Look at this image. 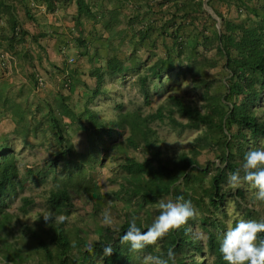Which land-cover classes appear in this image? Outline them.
<instances>
[{
	"label": "trees",
	"instance_id": "16d2710c",
	"mask_svg": "<svg viewBox=\"0 0 264 264\" xmlns=\"http://www.w3.org/2000/svg\"><path fill=\"white\" fill-rule=\"evenodd\" d=\"M34 1L44 3L49 11L56 10L61 3L73 1L76 6L73 26L76 37L72 42L78 53L86 55L91 63L94 58L98 59L87 73L93 80V87H88L81 107L77 109L71 102V94L80 81V72L63 62L59 66L53 65V80H57L56 75L59 76L55 93L27 109L25 126L28 125L29 116L34 117L33 113L45 108V126L51 129L59 146L57 157L64 162V175L57 178L53 174V184L45 192L46 210L65 217L73 209V193L89 192L96 198L100 197L87 171L94 166L99 155L108 154V139L118 131L128 129L125 143L118 142L114 146L141 147L147 156L142 159L124 158L121 164L123 182L116 195L125 194L127 199L138 197L142 207L154 206L164 195L180 196L176 184L181 182L185 195L189 194L199 208V222L207 234L206 242L202 243L192 235L188 222L185 228L170 233L156 246H148L142 252L159 255L158 249L167 258V251L172 249L175 255L179 253L181 256H175V264H227L219 251L225 225L218 219L215 210L220 208L223 200V185L228 173L243 174L245 154L251 149L261 148L259 142L264 140V0H218L233 4L238 16L236 20L228 19L216 11L219 26L217 20L204 11L203 0ZM107 2L112 5H103ZM128 4L133 9L125 16L122 8ZM26 14L30 16L28 11ZM152 14L160 16L153 20ZM83 18L92 21L93 27L98 23L101 27L87 33ZM143 18H147L146 23L142 21ZM0 20L3 21L0 24V47L4 46L14 53L30 36L33 42L46 36L31 35L21 26L15 7L5 0H0ZM122 20H126L128 26L126 33L115 30ZM187 26L191 27L188 32ZM189 38L195 41L192 46L188 45ZM125 44L132 47L129 53L122 49ZM26 57L34 60L33 54L29 53ZM36 57L38 60L41 58ZM152 57L155 59L146 66ZM125 63L131 64L136 73L141 68L146 69L143 75H138L146 104L150 96L148 81L161 79L164 72L175 68H178V74L183 69L190 73L192 86L199 92L200 103L186 100L177 93H169L165 103H161L153 113L143 116L137 111H123L122 103H118L116 116L105 120L88 104L97 95L106 94L105 77H119L123 74ZM38 77L41 76L32 70L30 78L34 86L38 84ZM222 77H226L227 82L223 92L220 83ZM216 82L220 86L213 89ZM9 105L11 112L19 116V105ZM175 114L182 120H178ZM78 120L86 122L88 127L85 128L88 131L87 151L75 149L66 129L68 122ZM154 120L166 121L178 131L201 126L206 129L196 137L188 152L182 151L169 158L162 155L157 144L158 137L150 126ZM215 131L225 138L215 137ZM205 150L212 152L221 164L215 173L208 176L206 183L203 178L208 168L200 166L197 160L200 152ZM194 167L199 168V174L191 176L189 171ZM29 173L30 169L20 173L13 148L7 137L3 136L0 145V254L5 258L25 262L37 257L38 264H96L97 258V264L143 262L140 261V254L131 251L128 244L120 243V237L127 231L131 219H124L118 224L114 231L117 238L112 237V230L108 226L102 228L100 236L92 243L94 254H89L86 248L80 251L82 238L79 231L68 230L63 222L46 223L38 229L27 226L24 235L17 241L10 240L12 231L9 227L14 213L8 208L24 190ZM235 195L252 205L256 214L264 216V202L256 201L253 193L246 198L243 188H236ZM20 202L19 211L28 213L33 200L20 196ZM144 220H136L141 231H146L154 219L147 214ZM261 238L264 239V233ZM108 244L114 247V252L110 257H103L102 248ZM74 249H79L78 255L72 253ZM205 252L211 255V260L207 259Z\"/></svg>",
	"mask_w": 264,
	"mask_h": 264
},
{
	"label": "rangeland",
	"instance_id": "374dc122",
	"mask_svg": "<svg viewBox=\"0 0 264 264\" xmlns=\"http://www.w3.org/2000/svg\"><path fill=\"white\" fill-rule=\"evenodd\" d=\"M202 4L204 11L212 15L217 22L219 21V17L216 15V11H219L228 19H238L235 7L233 4L229 5L227 1L203 0ZM217 26H219V22ZM190 29L191 27L187 26L186 32L190 31ZM118 32H124V29ZM187 42L188 45L192 46L195 41L193 38H189ZM122 49H125V51L129 53L132 47L129 44H125ZM2 51H9L15 58L16 52L14 53L7 50L5 47L2 48L1 52ZM141 56L144 57L145 54ZM154 59L155 57L149 59L146 66L151 64ZM67 60L70 66H79L83 64L79 61L80 56H78L76 52L71 51L67 55ZM183 65H185V62ZM131 66V64L125 63L123 74L119 77H105L104 87L106 88V94L97 95L88 104L90 108L97 111L99 116L105 120L112 119L116 116L118 112L116 105L118 103H122L123 111H137L143 116L153 113L161 103H165V99L169 93H177L186 100H191L198 104L200 103L199 92L192 86L190 73L183 69L182 73L184 74H178V68H175L169 72H164L161 79H150V81H148L150 96L149 103L146 104L138 81V75H143L146 69L141 68V70L136 73V71L132 70ZM86 73L87 72H85L83 76L84 78L80 77V81L76 84L77 88L71 94V102L77 109L83 105L84 100L82 97L87 94L88 87H93V80ZM38 75L44 79V85H37L41 93H43L45 89H48L50 85H55L57 81L51 79V75H47V71L43 72L42 75ZM225 78L226 77H222L220 82L222 83V92L226 90L227 86ZM218 85L219 82L214 83L213 89ZM55 88L57 89L56 85ZM53 94H50V96ZM36 104L37 102L34 104V107ZM42 109L43 110L36 112V114L33 113L34 117L32 115V117L29 116L27 126H18L15 130L10 128L11 126L6 123L8 122L6 119H0V145L3 136H6L13 148L20 173H25L26 169L31 170V173L27 176L28 179L24 190L11 202L8 208L9 211L14 213V217L10 224L11 227H9L12 231L10 240L16 239L17 241L20 236L24 235L23 232H25L24 229L27 226L38 229V227L43 228L46 225L42 216L36 220L37 216L46 210L45 192L47 188L53 184V174L56 175L57 178L64 175V162L61 158L57 157L59 146L54 140L51 129L45 126L43 115L46 110L45 108ZM175 117L178 120H182L177 114H175ZM150 126L156 132L158 137L157 144L160 147L162 155L169 158L178 155L182 151L188 152L195 142L196 137L201 135L206 129V127L201 126L198 129L178 131L168 125L166 121L159 120L150 122ZM85 128H88L86 122L79 120L74 123L68 122L66 126L71 143L75 149L80 152L87 151L89 146L86 137L88 131L87 129L85 130ZM128 134V129L118 131V134H113V138L108 139V154L106 156L99 155L97 162L87 171L89 177L92 179V185H94L100 197L96 198L94 194H90L89 192H87V194L83 192L81 194H72L74 206L71 213L65 216L63 224L70 231H79V236L82 238L79 245L80 251L84 250L87 245H92L100 236L102 228L106 227L102 223L103 214L106 210H110L114 221L113 224L108 227L112 230V237L117 238L118 236L114 231L121 221H124V219H132L133 217H135L137 221L139 219L143 221L147 218V214L151 215L154 219L159 215V202H166L170 199L175 201L176 198L180 196L186 201H191L192 205L197 210L198 215L194 220L189 221V226L192 235L196 239L201 240L202 243H205L207 234L199 222L201 212L195 202L189 198V194L185 195V188L181 182L176 184V189L181 193L180 196L176 197L173 194L164 195L154 206L146 205L142 207L138 203V197L127 199L125 194L118 193L116 195V192L120 189V184L123 182L121 164L124 158L130 156L136 159H142L147 156L141 147L133 148L127 146L123 148V146H119L120 148H116L114 146L117 145L118 142L125 143ZM214 135L215 137L220 136L221 139L225 138L220 133H216V131ZM263 143L264 140H260L259 146L261 148H263ZM197 160L200 166L205 165V167L208 168V173L203 178L205 183L207 182L208 176L215 173L221 166L213 153L206 150L200 152ZM53 161H55L54 164H52ZM198 167L190 169L189 174L191 176L198 175ZM230 174L232 173H228V177ZM240 174L243 175L242 173ZM228 177L223 185L224 196L220 208L215 210L216 216L225 225V231L229 227H234L235 223L240 219L257 221L264 219V216L258 213L256 214V212L253 211L255 209L252 205L235 195L236 188L229 186ZM239 188H243L246 198L254 193V190H250L247 185ZM20 196H28L33 200L26 214L19 211L18 207L21 204ZM207 199L208 198H206V200ZM80 251L79 249H74L72 253L78 255ZM157 252L160 253L158 256L164 255V253H161L158 249ZM137 254H140V261H143L141 264H144V257L148 255V253L141 252ZM175 256L176 258L181 257L179 253H176ZM206 256L208 260L212 259L211 255L206 254ZM163 257L165 258V256ZM98 261L99 258H97L95 263L97 264ZM0 264H38V262L37 257L31 258L25 262L10 261L5 258L3 254H0ZM169 264L172 263L169 262Z\"/></svg>",
	"mask_w": 264,
	"mask_h": 264
},
{
	"label": "crops",
	"instance_id": "0c3cea01",
	"mask_svg": "<svg viewBox=\"0 0 264 264\" xmlns=\"http://www.w3.org/2000/svg\"><path fill=\"white\" fill-rule=\"evenodd\" d=\"M5 1L15 7L21 26L25 27L31 35H46L45 37H40L38 42L34 43L31 36L27 38L24 45L17 47L15 58L10 63L4 62L3 60L1 61L0 59V119H6L8 121L6 123L11 126L10 128L14 129L18 126H25L27 123V109L29 106H34L36 102L39 104L43 98L49 97L50 94L56 91L55 85L52 84L41 93L38 87L34 86L31 81V71L34 70L37 74L41 75L43 72L47 71V75H51V79H53L55 71L53 67L61 65L63 62L68 64L67 55L71 51L78 53V49L72 42L76 37L73 28L74 19L76 18V6L73 1H70L66 4H59L54 11H49L46 9V5L39 1ZM98 2L99 1H97V3ZM103 5L108 7L112 4L107 2ZM132 9L133 7L131 4L122 8L125 16L129 14ZM27 11L30 13V16L26 14ZM159 16V14H152L151 18L154 20L159 18ZM104 20H106V18ZM82 21L86 29L85 32L87 33L89 31L93 32L94 28L99 29L101 27L100 23L93 27L92 21L85 18H83ZM142 21L146 23L147 18H143ZM0 24L2 25L3 21L0 20ZM121 29H124L123 33H126L128 30L126 20H122L115 30L121 31ZM3 47L4 46L0 47V52ZM29 53L34 55V60L31 61L30 58L26 57ZM37 55L41 57L39 60L36 57ZM78 56H80L79 61L83 64L79 66L71 65V67L76 68L80 72V77H83L85 72L88 73L92 70L98 59L94 58L91 63L88 61L89 58L86 55L82 56L78 53ZM58 77L59 76L56 75L57 80ZM9 104L19 105L21 110L19 116L11 112Z\"/></svg>",
	"mask_w": 264,
	"mask_h": 264
},
{
	"label": "clouds",
	"instance_id": "9594fccd",
	"mask_svg": "<svg viewBox=\"0 0 264 264\" xmlns=\"http://www.w3.org/2000/svg\"><path fill=\"white\" fill-rule=\"evenodd\" d=\"M243 175L235 172L229 175L228 184L232 188L244 185L254 190L255 200L264 202V148L249 150L244 156L242 165ZM159 215H157L146 231H141L133 217L127 231L120 237L121 244H128L131 251L142 252L148 246H156L160 240L172 232L185 228L190 220H194L198 212L191 201H186L182 196L175 201L159 202ZM43 217L45 223L64 222V216H56L50 209L38 215ZM110 210L103 214L102 223L105 226L113 224ZM264 221L240 219L234 227H229L223 234L219 251L227 264H264ZM89 254H94L95 249L91 244L86 246ZM114 252L111 244L102 248L103 257H110ZM167 258L148 254L144 257V264H175V252L169 249Z\"/></svg>",
	"mask_w": 264,
	"mask_h": 264
},
{
	"label": "built area",
	"instance_id": "2783aa9c",
	"mask_svg": "<svg viewBox=\"0 0 264 264\" xmlns=\"http://www.w3.org/2000/svg\"><path fill=\"white\" fill-rule=\"evenodd\" d=\"M0 59L1 61L3 60L4 62L10 63L11 61H13L14 56L9 51H2L0 52ZM37 83L38 86L44 85V79L42 77H38Z\"/></svg>",
	"mask_w": 264,
	"mask_h": 264
}]
</instances>
